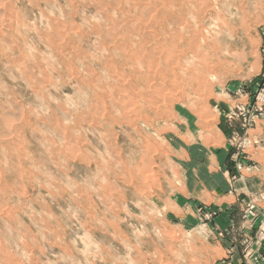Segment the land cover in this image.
Listing matches in <instances>:
<instances>
[{"label":"rangeland","instance_id":"rangeland-1","mask_svg":"<svg viewBox=\"0 0 264 264\" xmlns=\"http://www.w3.org/2000/svg\"><path fill=\"white\" fill-rule=\"evenodd\" d=\"M0 264H264V0H0Z\"/></svg>","mask_w":264,"mask_h":264},{"label":"bare ground","instance_id":"bare-ground-1","mask_svg":"<svg viewBox=\"0 0 264 264\" xmlns=\"http://www.w3.org/2000/svg\"><path fill=\"white\" fill-rule=\"evenodd\" d=\"M171 2V1H170ZM199 5V4H198ZM212 6V5H211ZM193 7V6H192ZM205 7V6H204ZM200 9V8H199ZM210 12V11H209ZM205 13V12H204ZM203 14V13H202ZM177 21H179V19L177 20ZM185 24V23H184ZM206 25V24H205ZM182 26V25H181ZM178 27V26H177ZM186 27V26H185ZM200 29V28H199ZM198 29V30H199ZM206 29V28H205ZM192 32H194V31H192ZM167 33H168V31H167ZM166 34V33H165ZM168 36V35H167ZM195 36V35H194ZM201 36V35H200ZM181 40H183V39H181ZM199 40V39H198ZM252 42H253V40H252ZM155 43V42H154ZM209 43V42H208ZM210 45V44H209ZM254 46V45H253ZM194 55V54H193ZM186 56V55H185ZM184 57V56H183ZM190 57V56H189ZM181 58V57H180ZM188 58V57H187ZM183 59V58H182ZM190 59V58H189ZM188 59V60H189ZM191 59H192V57H191ZM182 61V60H181ZM187 61V60H186ZM190 61V60H189ZM182 65V64H181ZM191 65V64H190ZM175 66H177V65H175ZM179 67V66H178ZM185 68V67H184ZM177 69V68H176ZM180 69V68H179ZM164 71V70H163ZM148 85V84H147ZM152 84H150V86H151ZM135 105V104H134Z\"/></svg>","mask_w":264,"mask_h":264},{"label":"crops","instance_id":"crops-1","mask_svg":"<svg viewBox=\"0 0 264 264\" xmlns=\"http://www.w3.org/2000/svg\"><path fill=\"white\" fill-rule=\"evenodd\" d=\"M234 255H235V257H236L237 253H236V252H234Z\"/></svg>","mask_w":264,"mask_h":264}]
</instances>
